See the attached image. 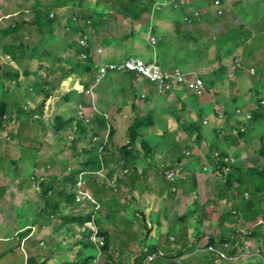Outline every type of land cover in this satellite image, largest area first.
I'll return each instance as SVG.
<instances>
[{
    "label": "crops",
    "instance_id": "obj_1",
    "mask_svg": "<svg viewBox=\"0 0 264 264\" xmlns=\"http://www.w3.org/2000/svg\"><path fill=\"white\" fill-rule=\"evenodd\" d=\"M40 1L51 8L47 17L54 29L48 24L47 37L40 35L43 27L12 35L10 42L25 52H20L18 62L0 48V113L5 112L0 127V264H94L96 260L97 264H149L148 256L157 252L164 257L152 264H264V194H256L249 184L238 195L228 184L230 174L249 180L253 169L264 171L260 155L264 107L259 106L264 97H258L263 94L264 73L251 84L245 81L253 67L260 66L264 72V46L250 48L257 45L252 33L264 28V13L249 20L254 15L250 9L264 0H221L223 16L218 14L216 0H177L182 12L179 18L173 15L172 6L152 9L133 33L126 32L124 23L109 30L107 19L85 29L74 23L69 0ZM33 6V0H23L17 11L0 7V30L17 24L21 29L34 26ZM197 12L200 19L192 24L185 21ZM82 31L90 36L91 58L97 68L114 63L110 57L105 59V45L116 46V50L119 45L131 46L147 32L145 40L164 69L211 78V86L203 96L181 85L161 95L153 83L136 73L110 75L109 83L117 84V91L109 84L95 85L98 69L88 76L86 65L82 62L81 68L76 67L69 54L72 39ZM152 36L160 41L153 44ZM226 36L233 39L223 49L217 43ZM7 42L5 39L0 45ZM97 48L103 53H97ZM113 56L114 60L120 58L116 63L126 59L125 53ZM32 103L37 107L34 114L42 116L41 124L26 113ZM240 103L242 107H237ZM129 105L132 117L146 120L140 141L148 143L154 155L137 150L134 159L126 160L118 151L123 145H115L117 139H127L121 133V116ZM238 109L245 118L237 116ZM253 111H259L254 124L246 120V114ZM200 116L205 126L216 124L210 139L204 131L189 130ZM207 116L212 117L211 122ZM86 118L92 119L90 126ZM79 121L88 126L90 134L81 135ZM239 122L245 124L246 135L236 145L238 134L233 130ZM162 123L174 126L162 129ZM35 124L42 133L53 125L55 133L27 134ZM108 131L113 139L108 152H93L107 140ZM67 135H71L69 139ZM153 135L160 139L149 140ZM98 137L101 140L96 142ZM68 140L67 147L61 146ZM256 145L260 148L253 151ZM224 155H228V168L221 165ZM160 166L182 169V178L167 181ZM139 168L144 173L137 180ZM126 169H131L128 176ZM75 171L80 174L78 180L84 176L87 192L96 204L82 198L83 202L70 208L56 194L66 185L54 180H64ZM115 177L117 189L107 185ZM47 186L53 190L46 198L52 206L66 207L58 215L50 216L45 208ZM76 197L80 199V195ZM76 216L83 220L94 216L93 225L100 230L104 247L90 243L88 231L70 224ZM164 225L170 234H154ZM212 247L229 259L212 252Z\"/></svg>",
    "mask_w": 264,
    "mask_h": 264
},
{
    "label": "trees",
    "instance_id": "obj_2",
    "mask_svg": "<svg viewBox=\"0 0 264 264\" xmlns=\"http://www.w3.org/2000/svg\"><path fill=\"white\" fill-rule=\"evenodd\" d=\"M34 1V6H33V11L35 13V24L34 26H24L22 29L19 28L18 24L16 26H13L7 30H0V42L4 41L5 39H7V43L0 45V48H2L3 52L10 56L11 59L15 62L20 61V52H22L23 54L24 52V48L18 47L15 44H12L10 42V38L12 37V35H17L20 33L24 32V29L27 30V32H29V30H33L35 28H42L44 29V32L41 35V37H47L46 35L49 32V26L48 24L54 29L53 24L49 23V19H48V15L50 13V9L47 6H44L41 4L40 0H33ZM165 0H69V6L70 9H72V18L75 20L77 19V23L74 22L76 25H79L80 23H92V27L98 26V23L101 19H109V21L113 24V31L116 28V25L118 23H124L126 26V29H128L126 32L127 33H133L134 32V27L136 25H138L139 21L142 20V18L150 13L153 9V7L156 4L162 3ZM54 8V6H53ZM110 12L107 15V12ZM106 15V16H105ZM58 19H56L57 21ZM55 24H57V22H55ZM89 26H86L85 29H89L87 28ZM32 31V32H33ZM131 31V32H130ZM78 36L84 37L86 36V31H82L78 34ZM79 38H76V40L74 41L75 43H72L70 45L69 50L71 51V53H74L76 55V57H78V60L76 61V67L81 68L82 66V59L81 56L83 54H86L88 56H91V50L90 47L88 48H83L80 44V40H78ZM48 51H46L45 55L47 54ZM44 55V58H45ZM86 65L84 66V72L90 76L92 75V73L95 71V69H98L96 67V64L93 63L92 58L89 57L88 61L83 64ZM118 73H123L125 74V72H118ZM67 77V76H65ZM66 79V78H65ZM180 87V86H179ZM186 87V86H185ZM262 102L264 101H259V106H261L262 108L264 107V105H262ZM4 107V110L6 109V107L4 105H2L1 108ZM260 108V107H259ZM258 108V109H259ZM244 113V112H243ZM4 114L5 112H1L0 113V127L2 126L3 123V118H4ZM249 115V114H246ZM252 119L251 120H246L250 121L252 124L256 123V120L259 116V111H253L252 114ZM238 117H243L245 118L244 114ZM201 117L200 116L198 118H196L194 120V123L192 126H189V130L194 132H200L201 131V126L199 125V122H201ZM146 125V120L139 117L136 119V122L134 123V125L130 128L129 131V143L126 146H123L122 148H119V152H121L124 156L126 160H131L135 158V152L138 150L139 152H146L147 155H154L155 151L153 150V148L150 147V145L144 141H140V138L142 137V131L144 129ZM244 123L239 122L236 126V128H234V134L237 133L238 136V142H236V145H239L240 140L245 138L246 135V131L243 132L242 129L245 128L246 126H244ZM83 122V121H79V128H80V133L82 136H86L88 134H90L91 130L88 128V126ZM219 134H222V132L220 131ZM112 135H115V132L113 130ZM139 145V147H138ZM109 146L106 147V153L108 152V148ZM101 149V146H99L97 149L94 148L93 152H99V150ZM260 155L264 158V147L260 153ZM221 159V165L224 167H229V165L226 164L225 160L228 158V155H224L220 157ZM100 161V160H99ZM98 161V162H99ZM236 169V168H235ZM238 170V169H236ZM137 172V171H136ZM252 172H254V176L252 177V179L246 180L245 176H239L237 177L235 174H230L228 177V184L230 187H232L236 193H238V195H242L244 189L246 187H248L249 184L253 185V188L255 189L256 194H264V171H260V170H252ZM80 174H78L76 171L69 177L65 178L64 180H60V179H56L54 180L55 182H63L64 185H66V188L64 190H57L55 191L56 194L59 197H63L65 198L64 200L66 201V205H68V207L70 208H75L76 204H77V197H76V184L78 183V176ZM137 177L134 179H139L141 177L140 174H136ZM135 182V180H134ZM53 183V184H54ZM53 190H51L50 186H47L44 189V194L43 197H45V205H46V209H49V214L51 215H58V213H62L63 210H65L64 207L61 206H52V203H50L46 198L49 197V193L52 192ZM253 198H256V196H254ZM250 206H252V203L249 204ZM72 221L70 224H73L74 226H77L79 229L88 231L89 233L94 231V225H93V218L92 216H90L88 219L83 220L80 217H73L71 220ZM68 222V220L66 221Z\"/></svg>",
    "mask_w": 264,
    "mask_h": 264
},
{
    "label": "built area",
    "instance_id": "obj_3",
    "mask_svg": "<svg viewBox=\"0 0 264 264\" xmlns=\"http://www.w3.org/2000/svg\"><path fill=\"white\" fill-rule=\"evenodd\" d=\"M218 5H221L220 2H218ZM222 14V13H221ZM188 21L191 22V19H188ZM75 22L77 23V21L75 20ZM83 26V28H85L86 26L91 27V23H80L78 26ZM160 41V37H152V42L154 44L158 43ZM90 36L86 34V36L82 37L81 39V46L83 48H88L90 47ZM97 53L101 54L103 53V49L102 48H97ZM89 57L91 58V56H88L86 54H83L81 56V59L83 61V63L85 64ZM110 71H114V72H125V73H137L138 75H141L145 78H147L149 81H151L156 89L157 92L161 95L163 94H167L171 91H174L178 86H186L187 88H189L190 90L196 91L198 92V94H200L201 96L204 94L206 85L204 82V79L195 74V75H190L187 74L185 72H183L182 70L176 69V70H166L164 69L160 64H158L157 62L154 63H149L148 61H146L143 58L140 57H136V56H131L129 57L126 61L122 62V63H111V64H103L100 65L98 68V71L96 73L95 76V80L94 83L95 85L100 84L109 74ZM262 105H264V102H262ZM26 111H28V108L25 109ZM237 115L241 116L243 115V112L241 110H237ZM80 116L84 117L83 119H85V113L83 111H81ZM247 120H251L252 119V115H246ZM92 119L86 118V124L88 126H90L92 124ZM243 132L246 131L245 128L242 129ZM110 135V134H109ZM109 135H108V140H109ZM101 138L98 137L95 139L96 142L100 141ZM108 140L106 141L108 143ZM105 141L102 143L101 145V149L100 152L102 155H104L106 153V147L108 146V144ZM149 162H152L150 159L148 160ZM161 170L164 172V177L167 181L169 182H176L179 178L181 179V171L182 169L180 168H172V169H166L164 166H160ZM137 173L142 175L144 173V169L139 168L136 169ZM131 173V169H126L124 170V174L125 175H129ZM118 178L115 177L113 179H109L107 181V185L117 189L118 187ZM87 182L84 178L83 175L80 176V179L78 181V183L76 184V191H77V195H80V199L83 198V200H90L92 201L94 204H96V202L93 200V197L87 192ZM83 196V197H82ZM78 199V198H77ZM80 199H78L79 201H81ZM96 211L100 210V207L97 205L95 208ZM93 220H94V216H92ZM91 235L89 236V241L90 243L96 245L99 248H102L106 245L105 240L100 236L101 232L100 230L94 226V231L90 233ZM212 252H215L217 254L220 255V257L224 258V259H229V256L226 255L223 252L218 251L215 247H212L210 249ZM164 254L162 252H157L154 254H150L148 256V260L147 262L149 264H152L153 262L157 261L159 258H163ZM97 260L93 261L94 264H97Z\"/></svg>",
    "mask_w": 264,
    "mask_h": 264
},
{
    "label": "rangeland",
    "instance_id": "obj_4",
    "mask_svg": "<svg viewBox=\"0 0 264 264\" xmlns=\"http://www.w3.org/2000/svg\"><path fill=\"white\" fill-rule=\"evenodd\" d=\"M21 2H23V0H6V2H5V0H2V1H0V7H3V6H6V8H8V11L10 12V11H13V10H15V11H17L18 9H17V7L20 5V3ZM25 4V3H24ZM24 4H21L22 6H25ZM27 4H29V3H27ZM26 4V5H27ZM255 5L254 6H256V5H258V2H256V3H254ZM264 7V4H262V5H259V6H256V7H254V8H252V9H250L251 11H252V13L254 14V15H250L251 16V18H249V20H254L253 19V17L255 16V17H257L258 15H262L264 12H263V10H262V8ZM110 12L108 11L107 12V15L109 14ZM173 15L176 17V18H179L181 15H182V12L181 11H175V13H173ZM106 16V15H105ZM262 18H264V16H261ZM105 19V18H104ZM148 19V18H147ZM107 20H109V19H107ZM15 23V22H14ZM13 23V24H14ZM4 26V25H3ZM113 24L111 23V22H108L107 23V27H108V29L109 30H112L113 29ZM257 31H258V33L257 32H254V33H252V36L254 37V41H253V43H255V44H257L256 46H253L252 45V47H250L251 49H258V48H260V47H263L264 46V28L263 27H261V28H258V29H256ZM142 32V31H141ZM145 34H147V32H145ZM144 34V37L143 38H135L134 39V43H133V45H131V46H128L127 44H125V45H123L122 47L119 45V46H117V50H116V46L114 47V48H112V46H108V45H105L104 46V48H105V55H104V57H105V59L107 58V57H110L111 59H112V61L111 62H114V63H116V61L115 60H118V61H120V58L119 59H113V58H115L113 55H115V53H116V55L117 54H123V53H125L126 54V59L125 58H123V59H125V60H122L123 62L124 61H126L129 57H131V56H133V55H135L136 57H140V58H144L146 61H148L149 63H154V62H157V63H159L160 61H159V59L157 60V57H158V55H156V53H155V51H154V48L153 47H151L149 44H148V42L145 40V37H146V35ZM76 36V35H75ZM76 38H79L78 40H80L81 41V39H82V37L80 38V36H76L75 37V39L73 40L72 39V43H75L74 41L76 40ZM233 38H231V37H229V36H226V37H223V38H221L219 41H218V43H217V45L219 46V47H222L223 49H228V47H229V44H230V42H232L231 40H232ZM214 48V47H213ZM58 49H62L61 47H58ZM70 55H71V57L73 58V60H74V64L76 65L77 63H76V61L78 60V57H76V55L74 54V53H69ZM133 54V55H132ZM129 55H131V56H129ZM0 63H2V58L0 57ZM118 63H120V62H118ZM160 64V63H159ZM161 65V64H160ZM162 66V65H161ZM250 68H248V70H249ZM252 70H254L255 72H252ZM263 71V69L262 68H260V66H256V67H253L252 69H251V71L249 72V74H245V77H246V83L247 84H251L253 81H255V80H260V76H261V74L262 73H264V72H262ZM252 73H256V75L255 76H257V77H252ZM120 74H123V73H117V72H114V71H110L109 72V74H108V77H106L105 78V80L104 81H102L100 84H102V85H107V84H109V85H111L112 87L110 88V89H112V91L113 90H116L117 91V84H115V85H113L112 83H109V77H110V75H114V77H116V76H121ZM192 75H195V74H193V73H191ZM190 74V75H191ZM221 74V73H220ZM204 77V82H205V85H206V88H205V90L207 89V87L209 86V81H213V79H207L205 76H203ZM145 78V77H144ZM225 81V80H224ZM17 82V81H16ZM263 83V85H264V81L262 82ZM99 84V85H100ZM210 86H211V84H210ZM125 87V86H124ZM119 92V91H118ZM206 93V92H205ZM110 94H112V92H110ZM119 94V93H118ZM203 96V95H202ZM120 97V96H119ZM259 98L260 97H264V89H263V94H261V95H259L258 96ZM2 98H1V91H0V100H1ZM23 103H28V102H26V101H22ZM241 104V103H240ZM28 105H30V104H28ZM237 107H242V104L241 105H237ZM37 109V107H36V105L35 104H31L30 105V107H28V112H26L27 113V115H29L30 117H32L31 119H33V121H35V122H37V123H42L43 121V119H41L42 118V116L40 117V115H38V114H34V112H35V110ZM24 110V109H23ZM132 111H133V109H131V106L129 105V106H125L124 107V115L123 116H121V118H122V120L124 121V122H122L123 124H124V127L123 128H121L122 129V132L121 133H124L125 134V139L127 138L128 139V129H127V127L128 126H130V127H132L133 125H134V123L136 122V119L137 118H135L134 116L132 117ZM36 113V112H35ZM111 117V116H110ZM131 117L133 118V120L131 119ZM112 118V117H111ZM41 119V121H39ZM207 121H212V117L211 116H207L206 118H205ZM45 121V120H44ZM34 122V123H35ZM55 123L56 124V121H52V123ZM200 124H201V133L202 134H204V132H205V134H206V136H208L209 137V139L214 135V133H215V129L213 128L216 124H211L210 126H205L204 124H203V122H200ZM173 126L174 125H169V126H164V124L162 123V124H160V128H162V129H171V128H173ZM37 126H36V124L34 125V126H31V129H28V130H26V133L27 134H31V135H35V134H37V135H41V136H44V135H47L48 133H51V134H54L55 133V131H54V129H53V125L51 126V129L49 130V132H38L37 131V128H36ZM167 127V128H166ZM156 131H157V129H155ZM112 131V130H111ZM111 131H110V133H109V131H108V133H105L106 134V136H107V140H108V135H109V139H110V137H111ZM204 131V132H203ZM170 133H167V136L169 135ZM72 135V134H71ZM71 135H67V137H68V139L70 138V136ZM89 137V136H88ZM122 137H124V136H122ZM118 138V137H117ZM155 138H159V136H157V135H153L152 137H149V140H154ZM125 140V141H123V140H120L119 138L117 139V142L118 143H115V145H120V146H125V145H127L128 144V140ZM160 139V138H159ZM71 140V139H70ZM70 140H68V142H66V143H62L61 142V146H66L67 147V145L69 144V142H70ZM107 140H105V142L107 141ZM71 142H74V141H72L71 140ZM113 142V139H112V137H111V140H108V145H109V147H111V145L113 144L112 143ZM71 144H73V143H71ZM151 144H152V142H151ZM122 146V147H123ZM259 145H256L255 146V149L253 150V151H255V150H257V149H259L260 147H258ZM221 147V146H220ZM230 151H231V154L234 152V150H231L230 149ZM233 155H235V153H233ZM77 196H79V195H77ZM251 197H252V195H251ZM81 200V202H83L82 201V199H80ZM78 199H77V203H78ZM85 202V201H84ZM256 204H258L257 202H256ZM191 223V222H190ZM169 229V228H168ZM171 232L170 231H168L167 230V226H162V227H157L156 229H155V231H154V234H170Z\"/></svg>",
    "mask_w": 264,
    "mask_h": 264
},
{
    "label": "clouds",
    "instance_id": "obj_5",
    "mask_svg": "<svg viewBox=\"0 0 264 264\" xmlns=\"http://www.w3.org/2000/svg\"><path fill=\"white\" fill-rule=\"evenodd\" d=\"M177 0H165L164 2H162V3H159V4H156L154 7H153V10L154 11H161L162 9H165L166 7H168V6H172L173 7V9L174 10H176V11H178L179 9H180V5H178L177 4ZM218 2H220L221 3V5H218ZM215 7L217 8V9H219V11H218V14L220 15V16H223L224 14H225V10H224V5H223V3H222V1L221 0H216L215 1ZM222 13V14H221ZM201 18V14L200 13H196L195 15H189V16H186L185 17V21L187 22V23H189V24H192V23H194L195 22V20L196 19H200ZM188 19H191V22L190 21H188ZM75 20H77V19H75ZM75 20H74V22H75ZM84 24H86V23H84ZM92 24V23H91ZM151 33H152V31H151ZM152 37H155V36H152ZM154 44V43H153ZM157 44V43H156ZM144 59V58H143ZM122 63V62H121ZM111 64V63H110ZM159 64V63H158ZM98 71V70H97ZM184 72V71H183ZM97 73V72H96ZM118 73V72H117ZM132 73V72H131ZM137 74V73H136ZM203 78V77H202ZM147 79V78H146ZM151 82V81H150ZM152 83V82H151ZM238 110H240V109H238ZM242 111V110H241ZM236 114H237V111H236ZM244 114V113H243Z\"/></svg>",
    "mask_w": 264,
    "mask_h": 264
}]
</instances>
